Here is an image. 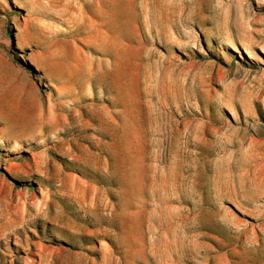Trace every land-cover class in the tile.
<instances>
[{
    "label": "rangeland",
    "instance_id": "obj_1",
    "mask_svg": "<svg viewBox=\"0 0 264 264\" xmlns=\"http://www.w3.org/2000/svg\"><path fill=\"white\" fill-rule=\"evenodd\" d=\"M0 264H264V0H0Z\"/></svg>",
    "mask_w": 264,
    "mask_h": 264
},
{
    "label": "bare ground",
    "instance_id": "obj_2",
    "mask_svg": "<svg viewBox=\"0 0 264 264\" xmlns=\"http://www.w3.org/2000/svg\"><path fill=\"white\" fill-rule=\"evenodd\" d=\"M20 132V131H19ZM19 134V133H18Z\"/></svg>",
    "mask_w": 264,
    "mask_h": 264
}]
</instances>
